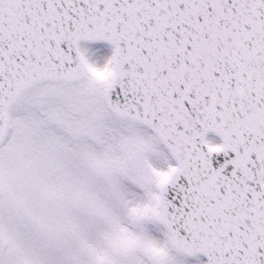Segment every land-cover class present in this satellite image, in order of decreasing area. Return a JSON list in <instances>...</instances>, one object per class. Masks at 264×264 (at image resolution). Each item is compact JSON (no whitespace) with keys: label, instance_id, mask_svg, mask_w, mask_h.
Listing matches in <instances>:
<instances>
[{"label":"snow or ice","instance_id":"snow-or-ice-1","mask_svg":"<svg viewBox=\"0 0 264 264\" xmlns=\"http://www.w3.org/2000/svg\"><path fill=\"white\" fill-rule=\"evenodd\" d=\"M0 264H264V0H0Z\"/></svg>","mask_w":264,"mask_h":264}]
</instances>
